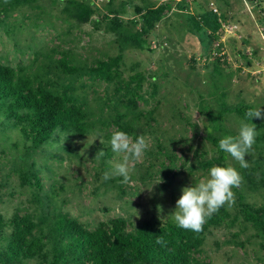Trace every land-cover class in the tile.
<instances>
[{"label":"rangeland","instance_id":"obj_1","mask_svg":"<svg viewBox=\"0 0 264 264\" xmlns=\"http://www.w3.org/2000/svg\"><path fill=\"white\" fill-rule=\"evenodd\" d=\"M88 1L97 6V18L112 4L124 25L132 20L133 29L139 28L133 8L140 0H0V63L36 73L50 89L67 86L93 126L82 137L57 132L29 152L27 163L39 176L37 187L18 173L28 142L17 126L7 124L0 110V214L8 218L15 211H30L35 206L32 195L37 193L89 230L115 217L125 219L129 229L143 220L205 226L193 254L195 264H264V238L241 220L234 190L241 191L244 202L264 208V189L258 186L253 193L247 185L235 188L231 182L240 166L248 173L260 164L255 179L264 173V160L252 162L258 155L250 137L257 129L246 123L242 133L234 114H218L220 101L224 106L241 102L251 104L264 120V77L252 79L233 68L241 65L237 56L243 59L237 55L246 46L242 36L233 44L224 40L216 67L206 46L210 41L185 29L186 14L201 13L207 0H183L186 9L171 5L161 13L147 37L151 51L125 48L120 52L104 24L93 29L92 22L79 23L69 16L75 2ZM151 1L156 5L164 0ZM212 1L227 29L237 25L250 34L249 41L256 43L252 59L264 62L260 36L264 23H259L264 0ZM60 56L77 70L62 72L56 63ZM207 106L212 122L204 114ZM117 123L127 124L128 133L116 128ZM205 123L218 125L214 134L224 142L230 139L229 130L234 133L224 152L229 173L214 162L202 165L215 154L202 137ZM261 155L264 158V150ZM107 178H118L120 188L105 182ZM214 201L222 202V209L233 219L229 226L206 225V215L218 213Z\"/></svg>","mask_w":264,"mask_h":264},{"label":"trees","instance_id":"obj_2","mask_svg":"<svg viewBox=\"0 0 264 264\" xmlns=\"http://www.w3.org/2000/svg\"><path fill=\"white\" fill-rule=\"evenodd\" d=\"M14 1L27 2L28 0ZM140 1L141 4L133 8L140 20L138 29H133L132 20L124 25L116 10L112 8V4H108L110 8L100 15V19L96 17L97 6L93 1L75 2V11H70L68 14L79 23L92 22L93 29H98L101 24H104V30L114 34L120 52L125 48L151 51L147 37L156 27L161 13L166 9L170 10L171 5H176L181 10L186 9L187 4L183 0H164L156 5L151 0ZM208 3L212 5L209 6ZM205 6L207 8L202 9L201 13L195 16L186 14V31L190 34H204L210 41L206 46L209 47L208 51L212 50L210 58L216 67L220 65L219 59L222 57L219 48H225L226 45L224 40L227 39L233 44L236 41L235 38L242 36L241 41L246 44L242 51L246 48L248 51L243 53L237 51V55L243 57V59L239 56L236 58L241 61V65L233 66L232 62L229 61V63L236 71L239 69V73L242 71V74H246L244 69L250 66L247 65L250 64L252 56L256 55V43L249 41L250 34L243 28L229 33L223 30L221 23L226 20H223L214 1L207 0ZM213 6L215 11L211 9ZM93 14L96 18L91 21ZM259 18L261 20L259 23H264V13ZM56 63L62 68V72L73 73L77 70L63 56H60ZM219 105L221 110L218 114L221 111L229 112L240 120L242 133H245L243 124L250 123L256 127V132L250 137V144L257 150L258 157L252 162L264 160L261 155L264 150V120L257 117L255 108L251 104L241 102L224 106L223 101H220ZM0 110L7 124L12 127L17 126L23 141L28 142L23 146L24 159L18 173L37 187L40 183L39 176L32 164L27 163L29 152L37 149L57 132L66 131L82 137L89 134L93 127L83 104L68 92L67 86L59 91L50 89L36 73H27L21 67L2 63H0ZM204 114L207 115L208 122L213 121L208 118L210 116L208 106L205 107ZM214 123L204 124L205 130L202 137L211 144L215 154L211 159H204L202 165L209 166L214 162L225 173H229V168L223 162L224 152L231 146L234 133L229 130L230 139L224 142L220 135L214 134L218 127ZM116 128L125 134L129 131V126L125 123H117ZM259 142L262 146L256 148L259 147ZM260 166V164L254 165L252 172L248 173L245 167H237L235 177L231 180L233 187L247 185V191L253 193L259 191L256 190L258 186L264 189V173L257 179L254 175V171L260 169ZM162 176L168 179L169 174L163 172ZM117 179L107 178L105 182L112 187L120 188L121 185L116 182ZM234 190L237 194L236 204L241 220L249 223L255 233L264 238V208L253 207L244 202L241 191ZM32 196L31 201L35 203V206L30 211L27 209L23 212L15 211L8 218H3L0 214V241H2L0 264H20L24 260H35L36 264H195L196 259L193 254L201 244V232L205 226L201 229L169 222L160 225L143 220L135 226H130L129 229L125 219L115 217L100 222L94 229L89 230L68 214L62 213L58 207L49 206V197L40 198L37 193ZM212 206H216L218 213L206 215L204 218L206 225L229 226L233 222L232 218L229 219V214L222 209V202L214 201Z\"/></svg>","mask_w":264,"mask_h":264},{"label":"built area","instance_id":"obj_3","mask_svg":"<svg viewBox=\"0 0 264 264\" xmlns=\"http://www.w3.org/2000/svg\"><path fill=\"white\" fill-rule=\"evenodd\" d=\"M213 11H215V8H213ZM233 26L234 25H232V27ZM221 27L225 32L229 33L232 31V29H227V25H225V24H221ZM228 27H230V26H228ZM256 60L257 59H252V61H254V62H251V66L248 67V70L244 69V71L246 72V74H249L250 76H253L255 78H262V77H264V62L263 61L257 62ZM251 67H253V68H251Z\"/></svg>","mask_w":264,"mask_h":264},{"label":"clouds","instance_id":"obj_4","mask_svg":"<svg viewBox=\"0 0 264 264\" xmlns=\"http://www.w3.org/2000/svg\"><path fill=\"white\" fill-rule=\"evenodd\" d=\"M208 5L209 6H211L212 4L211 3H208ZM213 8H215L214 6L211 8L212 9V11H213ZM216 10V9H215ZM221 24H224L223 22L221 23ZM226 25V24H225ZM235 27H236V29H237V26L236 25H234ZM235 29H233L231 32H233ZM228 33V32H227ZM261 34H260V36H262V39L264 40V35H263V33L262 32H260ZM250 36V35H249ZM261 43V42H260ZM264 47V46H263ZM245 51H248L247 50V48H246V50ZM251 62H252V60H251ZM250 66H251V64H250ZM250 76V75H249Z\"/></svg>","mask_w":264,"mask_h":264}]
</instances>
